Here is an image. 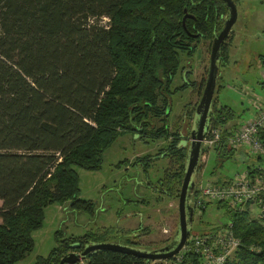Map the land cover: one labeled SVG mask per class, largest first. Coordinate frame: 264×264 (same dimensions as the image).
I'll return each instance as SVG.
<instances>
[{"label":"trees","instance_id":"16d2710c","mask_svg":"<svg viewBox=\"0 0 264 264\" xmlns=\"http://www.w3.org/2000/svg\"><path fill=\"white\" fill-rule=\"evenodd\" d=\"M228 16L224 0H0V264L33 250L32 232L48 205L71 201L94 210L79 196L74 166L99 170L105 150L126 132L167 142L159 154L171 165L159 183L179 197L188 148L177 122L191 115L179 116L171 129V86L184 69L181 52L192 54L201 38L212 48ZM232 38L222 45L221 61L230 58ZM232 118V108L216 99L210 120L223 126ZM225 150L219 156L236 148ZM229 212L242 244L225 264H264V223ZM58 241L37 264H58L69 252L108 240L88 233ZM85 260L154 262L113 250Z\"/></svg>","mask_w":264,"mask_h":264},{"label":"rangeland","instance_id":"374dc122","mask_svg":"<svg viewBox=\"0 0 264 264\" xmlns=\"http://www.w3.org/2000/svg\"><path fill=\"white\" fill-rule=\"evenodd\" d=\"M234 1L238 6V18L231 31L230 58L227 62H217L214 100L232 108L234 118L227 125L240 126L256 116L254 104L264 97V0ZM209 48V42L201 38L192 54L181 52V67L189 68V71L183 74L179 70L171 86V111L167 120L171 129L177 127L176 122L182 114L194 117L208 77ZM180 122H177L179 128L187 138L189 133L185 128L190 122L186 127ZM187 142L183 138L180 144L186 146ZM166 143L164 139L144 140L139 133L129 131L105 150L99 170L75 165L80 178L79 196L91 200L95 204L94 210H79L71 205V201L48 205L43 225L32 232L33 250L15 264H37L38 259L47 257L59 246L58 240L83 237L88 233L101 241L125 243L132 239L146 248L170 243L178 229L179 197L176 193L162 191L159 183L171 165L169 157L159 154ZM237 149L229 156H219L211 150L204 160L201 154L199 163L202 166L195 176L197 188L208 182L231 180L256 162L247 146ZM193 201L194 197L191 203ZM129 212L132 214L127 217ZM247 213L250 216L256 214L254 211ZM230 215L226 205L217 203H210L203 212L195 208L190 235L208 232L220 223H226ZM166 263L170 260L150 264ZM76 264L87 262L81 260Z\"/></svg>","mask_w":264,"mask_h":264},{"label":"built area","instance_id":"2783aa9c","mask_svg":"<svg viewBox=\"0 0 264 264\" xmlns=\"http://www.w3.org/2000/svg\"><path fill=\"white\" fill-rule=\"evenodd\" d=\"M254 107L256 116L250 119L251 122L249 120L240 126H219L209 120L202 142V160L208 157L211 150L219 155L224 149H228L224 152H229L247 146L257 163L249 165L231 180L201 185L200 192L193 194L194 208L203 212L208 203H217L226 205L231 213L254 211L256 214L250 217L264 223V97ZM234 225V219L230 216L226 223H220L208 232L189 235L182 250L175 258L167 259L170 263L166 264H225L242 244V239L235 234ZM251 249L259 252L262 247L252 244Z\"/></svg>","mask_w":264,"mask_h":264},{"label":"water","instance_id":"95a60500","mask_svg":"<svg viewBox=\"0 0 264 264\" xmlns=\"http://www.w3.org/2000/svg\"><path fill=\"white\" fill-rule=\"evenodd\" d=\"M229 8V16L225 21L223 29L215 36L211 48L210 65L208 77L203 89L201 98L196 106L191 126L188 127L187 138L188 157L186 161L185 173L179 194V223L178 229L172 241L158 248H144L120 242H93L87 244L80 252H69L65 254L58 264H76L87 259L90 255L104 251L113 250L130 254L148 261H163L174 257L186 244L190 227L193 221L194 206L191 203L195 192V176L200 166L202 153V142L205 136L206 127L213 113L214 93L218 76V61L220 60L221 48L232 31L238 18V6L234 0H224ZM186 143V142H185Z\"/></svg>","mask_w":264,"mask_h":264},{"label":"flooded vegetation","instance_id":"af4514ba","mask_svg":"<svg viewBox=\"0 0 264 264\" xmlns=\"http://www.w3.org/2000/svg\"><path fill=\"white\" fill-rule=\"evenodd\" d=\"M183 74H185V73H187L189 70V68H185L184 66H183ZM203 92V91H202ZM178 119H179V117H178ZM192 120H193V116L191 115V116H188L187 118H185L184 119V121L183 122H185V123H188V122H190V124L192 123ZM182 122V123H183ZM190 124H188V126L190 125ZM183 126H184V124H183ZM187 125H185V127H186ZM188 126H187V128H185V131L187 132V133H189V130H188ZM140 134V133H139Z\"/></svg>","mask_w":264,"mask_h":264},{"label":"crops","instance_id":"0c3cea01","mask_svg":"<svg viewBox=\"0 0 264 264\" xmlns=\"http://www.w3.org/2000/svg\"><path fill=\"white\" fill-rule=\"evenodd\" d=\"M182 124H184V126L186 125V123H185V122H183ZM220 156H222V155H220ZM131 214H132V213H131V212H129V213L127 214V217H128V216H131Z\"/></svg>","mask_w":264,"mask_h":264}]
</instances>
